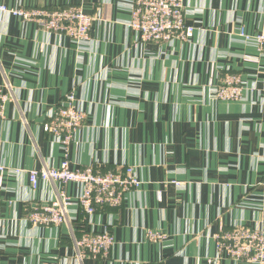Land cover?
<instances>
[{"label": "crops", "instance_id": "0c3cea01", "mask_svg": "<svg viewBox=\"0 0 264 264\" xmlns=\"http://www.w3.org/2000/svg\"><path fill=\"white\" fill-rule=\"evenodd\" d=\"M136 0H0V7L77 6L94 23L91 43L74 42L0 13V86L15 98L0 120V264H236L217 253L220 227H264V57L252 39L264 0H184L189 42L141 45L129 28ZM252 60V61H249ZM241 75L254 88L241 102L213 99L210 84ZM75 90L87 114L70 146V168L135 169L141 187L120 209L83 222L81 188L60 227L29 224L26 206L56 200L60 185L28 173L59 168L61 145L43 131ZM15 170H21L15 173ZM167 235L161 244L146 232ZM115 237L106 260L77 259L85 232Z\"/></svg>", "mask_w": 264, "mask_h": 264}, {"label": "built area", "instance_id": "2783aa9c", "mask_svg": "<svg viewBox=\"0 0 264 264\" xmlns=\"http://www.w3.org/2000/svg\"><path fill=\"white\" fill-rule=\"evenodd\" d=\"M0 13L21 19L25 23H34L48 33L70 38L79 52H85L91 43L93 16L87 15L81 7H59L55 9L0 7ZM184 0H136L133 4L132 18L129 25L136 35V42L141 45L171 44L174 41L189 42L197 28L186 22ZM264 18V7L262 9ZM240 36L252 39L260 57H264V28L250 37L245 33ZM252 61V60H249ZM213 99L220 102H241L254 88H248L241 75L227 74L218 85L210 84ZM15 98L8 87L0 86V120L6 118V106ZM87 114L80 108L75 90H71L51 119L43 126V131L56 140L64 151V160L59 168L44 167L27 172L31 190H36L40 182L57 183L60 190L56 200L41 204L31 203L26 206L29 224L37 227H60L68 222V213L73 205L71 197L65 192L68 184L81 188L77 204L83 215V222L105 209H120L127 196L138 190L142 182L137 178L135 169L130 166L106 168L95 165L77 170L70 168V146L84 127ZM8 171L0 165V211L2 206V175ZM20 173L21 170H15ZM148 242L161 244L167 235L149 230ZM217 253L236 264H264V227L237 226L232 229L220 227L213 235ZM115 245V237L109 232H85L75 240L77 259L95 261L106 260Z\"/></svg>", "mask_w": 264, "mask_h": 264}]
</instances>
